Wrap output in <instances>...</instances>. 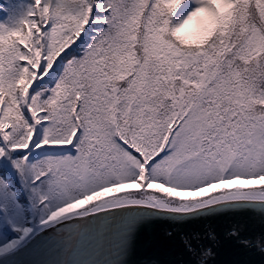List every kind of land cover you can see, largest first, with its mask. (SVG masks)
<instances>
[{"label":"snow or ice","instance_id":"1","mask_svg":"<svg viewBox=\"0 0 264 264\" xmlns=\"http://www.w3.org/2000/svg\"><path fill=\"white\" fill-rule=\"evenodd\" d=\"M249 210L264 213V0H0V264H125L68 257Z\"/></svg>","mask_w":264,"mask_h":264},{"label":"water","instance_id":"2","mask_svg":"<svg viewBox=\"0 0 264 264\" xmlns=\"http://www.w3.org/2000/svg\"><path fill=\"white\" fill-rule=\"evenodd\" d=\"M232 229H239L241 237L253 242L264 239V213L259 211H234L183 223L168 219L152 220L138 232L131 251L125 257L115 254L119 237L110 243H101L96 249L74 253L69 259H123L125 264H200L202 247L208 246L205 238L209 230L215 231L219 240L213 245L214 254L207 264H264V252L257 247H242L235 240L226 238ZM192 240V249L186 244ZM45 259H60L50 253Z\"/></svg>","mask_w":264,"mask_h":264},{"label":"trees","instance_id":"3","mask_svg":"<svg viewBox=\"0 0 264 264\" xmlns=\"http://www.w3.org/2000/svg\"><path fill=\"white\" fill-rule=\"evenodd\" d=\"M196 28V22L194 21L188 28L185 29V34L192 33Z\"/></svg>","mask_w":264,"mask_h":264}]
</instances>
